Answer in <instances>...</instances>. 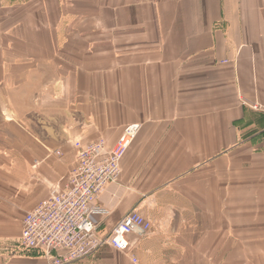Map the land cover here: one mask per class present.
Wrapping results in <instances>:
<instances>
[{
    "label": "crops",
    "instance_id": "1",
    "mask_svg": "<svg viewBox=\"0 0 264 264\" xmlns=\"http://www.w3.org/2000/svg\"><path fill=\"white\" fill-rule=\"evenodd\" d=\"M129 124L98 231L151 228L69 264H264V0H0V264H52L26 212Z\"/></svg>",
    "mask_w": 264,
    "mask_h": 264
},
{
    "label": "built area",
    "instance_id": "2",
    "mask_svg": "<svg viewBox=\"0 0 264 264\" xmlns=\"http://www.w3.org/2000/svg\"><path fill=\"white\" fill-rule=\"evenodd\" d=\"M253 108L261 109L257 105ZM138 130L139 124L125 126L110 149L103 140L75 141L76 164L69 171L65 187L26 212L21 233L12 246L18 250L40 251L52 264L81 260L102 245L129 251V236L147 234L151 222L133 210L111 232L101 236L96 218L107 211L97 200L107 185L118 179L121 158Z\"/></svg>",
    "mask_w": 264,
    "mask_h": 264
}]
</instances>
